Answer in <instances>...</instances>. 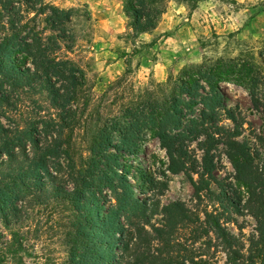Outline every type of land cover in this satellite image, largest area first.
<instances>
[{
	"label": "trees",
	"instance_id": "1",
	"mask_svg": "<svg viewBox=\"0 0 264 264\" xmlns=\"http://www.w3.org/2000/svg\"><path fill=\"white\" fill-rule=\"evenodd\" d=\"M169 1L124 0L123 41L152 36ZM82 14L47 0H0V226L12 231L38 207L64 210L70 264H207L211 234L228 264L264 260V136L254 135L256 146L245 140L246 120L227 108L221 90L224 84L244 88L254 109L264 113V78L238 59L204 57L201 65L146 88L129 84L127 70L95 101L85 72L68 59L78 46L74 30ZM84 18L92 22L90 13ZM24 96L34 105L27 117L15 104ZM147 137L166 152L168 171L192 183L200 212L136 195L120 161L139 156ZM219 148L243 197L213 192ZM225 205L257 224L247 256L222 226L230 219L209 212Z\"/></svg>",
	"mask_w": 264,
	"mask_h": 264
},
{
	"label": "rangeland",
	"instance_id": "2",
	"mask_svg": "<svg viewBox=\"0 0 264 264\" xmlns=\"http://www.w3.org/2000/svg\"><path fill=\"white\" fill-rule=\"evenodd\" d=\"M47 1L60 10L83 12L74 30L78 46L68 59L85 72L95 101L127 70L130 71L129 84L146 88L150 83H166L171 75L177 76L186 66L201 65L204 57H222L224 61L238 59L251 66L258 80L264 78V0H189L185 5L169 1L161 20L168 31L164 36H176L177 31L171 30L170 24L188 26L174 39L178 56L166 52V48L173 47L172 42L163 46L159 34L124 42L128 34L127 23L116 0ZM86 12L91 14L92 22L84 18ZM43 20L38 19L37 24L41 25ZM152 42L155 45L149 46ZM60 57L65 59L66 52L63 51ZM221 90L227 108L238 109L246 120L245 140L256 146L254 135L264 136L263 111L254 109L244 88L224 84ZM260 93L264 101L263 87ZM15 104L25 117L33 111L34 105L26 96L17 98ZM78 148L79 152L84 149L81 141ZM191 149L200 162L198 146L194 144ZM214 160L216 184L212 187L213 192L217 195L225 193L230 199H237L238 194L243 197L244 192L235 181V172L223 148L214 153ZM120 165L130 171V182L138 197H155L162 206L181 202L191 211L204 209L197 205L189 179L184 174L174 176L168 171V157L157 140L147 137L141 154L124 156ZM193 180L198 182V177L194 176ZM213 211L221 212L228 221L230 219V223L222 222V226L244 245L247 256L250 242L256 237L255 220L247 212L236 215L226 205L225 209L218 206L209 209V212ZM162 221V217H157L155 224L161 226ZM68 225L69 214L64 210L38 207L18 228L8 231L0 226V264H70L65 242ZM210 241L203 261L228 264L224 248L213 234ZM257 264H264V260Z\"/></svg>",
	"mask_w": 264,
	"mask_h": 264
},
{
	"label": "crops",
	"instance_id": "3",
	"mask_svg": "<svg viewBox=\"0 0 264 264\" xmlns=\"http://www.w3.org/2000/svg\"><path fill=\"white\" fill-rule=\"evenodd\" d=\"M115 0H111V2H114ZM116 1H118L119 2V10H120V13H121V15L125 18V16H124V14H123V3H124V0H116ZM176 4V3H175ZM178 4V3H177ZM179 5H181V4H179ZM166 14V13H165ZM165 16V15H164ZM125 20H126V18H125ZM164 20V19H163ZM187 23H188V21H186ZM165 23H161V24H159V26H158V28H157V30L154 32V34H159V36H161L160 37V42H163L164 41V44H163V46H165L166 47V45L167 44H169L168 42H172L171 43V45H173V47H168V48H166V52H174L176 55L178 54L177 52H176V49L178 48V47H176L175 46V37L178 35V34H182L185 30H186V28H188V26H186V25H178L177 27H176V25H173V24H170L169 25V28H171V30H174V31H177V34H176V36H172V37H170V38H166L164 35L166 34V32H168V31H166L167 29H166V27H165V25H164ZM177 28H179V29H177ZM161 30V31H160ZM159 32V33H158ZM146 36H148L149 37V35H145V36H143V37H146ZM163 36V37H162ZM168 40V41H167ZM159 42V43H160ZM162 50V49H161ZM168 50H170V51H168ZM187 50H189V49H187ZM173 55V53L171 54V56ZM178 56V55H177Z\"/></svg>",
	"mask_w": 264,
	"mask_h": 264
}]
</instances>
